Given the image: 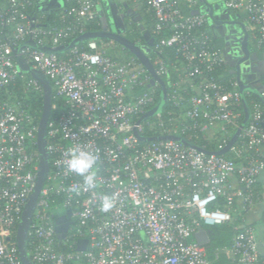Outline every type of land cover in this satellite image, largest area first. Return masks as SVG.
Segmentation results:
<instances>
[{
    "label": "built area",
    "instance_id": "obj_1",
    "mask_svg": "<svg viewBox=\"0 0 264 264\" xmlns=\"http://www.w3.org/2000/svg\"><path fill=\"white\" fill-rule=\"evenodd\" d=\"M144 1L153 17L154 48L173 47L183 72L167 89L164 114L163 106L140 120L156 103L159 84H149L151 74L136 57L114 59L97 40L63 54L20 50L64 105L47 121L49 171L32 214L28 254L35 264H213L195 233L236 220L230 245L219 252L235 264H264V111L259 103L250 106L249 120L227 151L233 157L173 139L140 140L135 132L217 135L212 151L220 150L239 126L243 105L236 80L228 88L216 77L222 51L207 31V16L192 13L199 0ZM35 2L0 5V264H21L15 232L38 167L32 149L38 122L1 97L21 75L13 48L29 38L64 44L97 17L94 0H63L60 24L46 26L27 13ZM224 5L243 16L264 51V0ZM152 64L159 76L167 72L163 60ZM25 88L42 92L34 78ZM80 149L98 156L95 188L66 168L71 151ZM105 196L113 203L108 211L101 210ZM67 210L69 227L59 239L55 219ZM81 239L84 249H78Z\"/></svg>",
    "mask_w": 264,
    "mask_h": 264
},
{
    "label": "water",
    "instance_id": "obj_2",
    "mask_svg": "<svg viewBox=\"0 0 264 264\" xmlns=\"http://www.w3.org/2000/svg\"><path fill=\"white\" fill-rule=\"evenodd\" d=\"M47 1L48 0H36V2L38 3L37 9L43 11V13L47 16L51 15L54 10L62 7L63 5V0H49V2ZM42 2L46 3L44 5H40ZM104 2L108 4L109 15L108 17H100L99 26L97 29L83 31L72 37L68 42L55 47L39 45L35 43L33 39L29 38L13 48L18 72L29 74L32 78L36 79L42 86V110L39 117L38 129L36 133V149L38 153V167L36 171V179L33 190L28 195V198L24 204L20 220L18 222L15 232V241L17 244L21 264H35L31 260L27 250L28 230L30 227L32 214L38 199V195L49 171V153L46 147V126L53 104V88L50 80L45 74H43L37 68L31 66L24 60L20 53V50L28 46L46 53L63 54L67 50L77 46L79 43L84 41H93L101 39L111 40L126 49L142 63V65L151 74V80L149 83L150 85L155 84L156 82L159 84V94L156 103L145 114H143L140 120L150 118L155 114L159 113L166 102L167 86L169 85V81L163 80L156 73L152 62L148 57V54L154 44V39L152 38L150 31L148 29H144V26L141 24L140 28L141 30H143L144 42L140 43L130 40L125 35L126 25H124V18L126 16L132 15L135 12L126 4H124V11H121L116 0H105ZM223 5L224 4L221 5L213 0H199L198 7L194 9L192 13H202L207 16V31L213 34L216 39L223 38V49L227 51L228 54L231 55V57H234L236 59L234 65L237 80L236 83L243 104V118L239 123V126L236 128V130L230 137L226 146L216 151L207 150L199 146L198 144L192 142L185 136L178 134L144 136L135 132L140 140L148 142L159 139H173L182 143L184 146L196 148L205 154H225L229 150V148L236 142L241 132V129L244 127V125L250 118L251 108L247 101L246 95L252 94L256 96L264 105V82H261L260 80V85L256 88L249 84V76L247 75V73H250L251 71L255 72L257 70L254 68L251 69V71L249 72L250 69L245 68L243 63L241 64L242 59H239L238 56L236 57L237 47H235L234 43L229 41L231 40L232 36H234V34H232L231 32L228 34V36L224 37V35L222 36L217 33L219 25L223 20H228V22H232L233 19V16H231L230 14L231 11L227 8L223 9ZM135 14L138 15V20L142 19V16L138 12H136ZM117 18L122 19L123 27L121 29L116 27ZM234 19L239 20L240 14L236 13ZM239 22L240 31L238 33L239 35H242V42L239 45L241 48V53L244 54L246 57L251 55V58L258 62V54L256 52H253L252 54L250 53L251 49L249 48V31L247 25L244 22H241L240 20ZM262 56L263 60L261 62L264 63V52ZM68 215H70V210H67L65 215H62L55 219V229L57 232V237L59 239L64 237L69 227L70 221L68 220ZM194 237L197 242L207 245V243L209 242V229L206 227L199 228L195 233ZM86 242L87 241L85 239L79 240L78 249H84Z\"/></svg>",
    "mask_w": 264,
    "mask_h": 264
},
{
    "label": "trees",
    "instance_id": "obj_3",
    "mask_svg": "<svg viewBox=\"0 0 264 264\" xmlns=\"http://www.w3.org/2000/svg\"><path fill=\"white\" fill-rule=\"evenodd\" d=\"M5 1L6 0H0V5L4 4ZM136 4L138 7V12H140V14L142 15L144 27L147 28L151 34V30L153 28V23H154L151 12L144 0L139 1ZM60 8L54 10L51 13V15L47 16L44 13L39 14L38 12H36L35 7L31 6L28 8L27 13L29 14L30 17L36 16L37 18H40L41 22L43 24H46V26H53L55 25V23L56 25L60 24V22L57 20L58 14L62 9ZM189 12H190L189 10H184V13L186 14ZM98 26H99V21H98V18L96 17L94 21H92L91 23H88L84 27V31L97 29ZM249 32L251 36L250 38L252 40L253 32L252 31H249ZM126 36L134 42H140V43L144 42L143 30H141L140 26L136 24H132V26L128 29ZM70 39H68L67 41H69ZM213 40L218 47H221L214 38ZM97 41L100 42V40H97ZM86 44H87V41H84V42L79 43L77 47L86 48ZM105 50H106V54L111 56L114 59L125 60L130 57H134L130 52H128L126 49H124L118 44L114 48H106ZM148 57L150 58L152 63L156 59H161L165 63L167 67V72L161 74L160 77L165 81H169V85L167 86L168 90L170 89V86L173 83L182 79L183 72L181 71V69H179V64L176 62L175 51L173 47H163L161 49H155L154 46H152V49L149 52ZM216 77L221 83L226 85L228 88L230 87L231 81L234 80L228 74L224 65H222L216 71ZM30 78L32 77L29 74L21 73V75H18L16 77V80L14 83L10 84L6 88L5 91H2L1 97L3 99L9 100L10 102L14 104H19L20 108L30 113L34 117L35 122L37 123L39 121V117H40L41 110H42V92L25 88V82L26 80ZM144 89H141L140 91ZM246 98L250 106H252L254 103H259L262 110L264 111V105L260 102V100L256 96L252 94H248L246 95ZM53 104L56 105V108L51 109L50 117L64 110V105H63L62 100L60 98H57L54 94H53ZM169 108H170V105H169V102L167 101L164 105L162 113L164 114L165 111ZM239 110L241 112V118L239 122H241L243 118V105L239 107ZM148 134L154 135V134H157V132L152 131V132H148ZM183 136H185L192 142L198 144L199 146L207 150H211V151L215 150V139L217 138V135H214L212 137H207L206 135H203V134L191 135L189 133H184ZM32 149L36 150V146H33ZM225 156L233 157L232 154L229 152L228 153L226 152ZM236 222L237 221L235 220L232 223H226V224L207 227L209 229V242L205 246H206L207 254L209 258L212 259L213 264H235L224 253L219 252V249L230 245L231 238L234 233L233 226L236 224ZM216 251H218V256L215 258Z\"/></svg>",
    "mask_w": 264,
    "mask_h": 264
},
{
    "label": "flooded vegetation",
    "instance_id": "obj_4",
    "mask_svg": "<svg viewBox=\"0 0 264 264\" xmlns=\"http://www.w3.org/2000/svg\"><path fill=\"white\" fill-rule=\"evenodd\" d=\"M218 2L219 4H224V0H213ZM223 9H226L225 5H223ZM133 10V9H132ZM124 11V10H123ZM135 13L138 12L137 10L135 11V9L133 10ZM133 13L130 16H126L124 18V25H126V33L125 35H127V31L128 29L132 26V24H136L138 26L141 27V22L138 20V15ZM231 16H233L232 22H228V20H223L220 25H219V29L217 30V33L219 35H224L228 36L229 33L232 32V34H234V36H232L231 40H229L230 42L235 44V47H237V55L239 59H242L241 64L243 63L245 68L250 69L249 72L251 71V69H256L257 71L255 72H250L247 73V75L249 76V84H251L252 86H254L255 88L258 87L259 81L261 80V82H264V63H262L261 61L263 60V50L260 49L258 46H256L254 44V42L251 40V36H250V32H249V48L251 49V54L253 52H256L259 56V61H255L251 58L250 56H245L244 54L241 53V48H240V44L242 42V35H239V31H240V22H244L242 16L240 15V19L239 20H235L234 16H235V12H230ZM116 22V21H115ZM245 23V22H244ZM246 24V23H245ZM116 27L121 29L123 27V23H122V19L117 18V22H116ZM249 31V30H248ZM211 34V33H210ZM211 36H213V38H215V36L213 34H211ZM217 43L221 46V51H222V57H223V65L226 69V71L228 72V74L234 78L236 80V73H235V58L231 57L230 54H228L227 51H225L223 49V44H224V40L223 38H219L216 39ZM100 42L103 44V46H105L106 48H114L117 46V44L111 40H106V39H101ZM238 60V59H237ZM237 81V80H236Z\"/></svg>",
    "mask_w": 264,
    "mask_h": 264
},
{
    "label": "clouds",
    "instance_id": "obj_5",
    "mask_svg": "<svg viewBox=\"0 0 264 264\" xmlns=\"http://www.w3.org/2000/svg\"><path fill=\"white\" fill-rule=\"evenodd\" d=\"M98 156L96 153L80 149L71 151L66 160V168L69 172L83 178V184L86 188H95L97 183L96 167ZM113 206L111 198L105 196L101 202V210L108 211Z\"/></svg>",
    "mask_w": 264,
    "mask_h": 264
},
{
    "label": "crops",
    "instance_id": "obj_6",
    "mask_svg": "<svg viewBox=\"0 0 264 264\" xmlns=\"http://www.w3.org/2000/svg\"><path fill=\"white\" fill-rule=\"evenodd\" d=\"M105 0H94L95 2V11H96V16L98 18V21H100V17H108L109 15V10H108V4L104 2ZM120 10L123 11L124 8V4H126L128 7L132 8L133 10L135 9V11H138V7L137 4L135 3L134 0H116ZM49 2V0L47 1ZM46 3V2H45ZM44 2H42L40 5H44ZM38 3L35 2L34 7L36 9V12H38L39 14H43V11L37 9ZM59 9V8H58ZM140 14V12H138ZM141 15V14H140ZM142 16V15H141ZM141 22V24L143 25V20H139ZM144 26V25H143ZM248 28V27H247ZM144 29H147L144 27ZM249 30V29H248ZM213 37V36H212ZM215 39V38H214ZM234 79V78H233ZM235 80V79H234ZM259 230V228H258Z\"/></svg>",
    "mask_w": 264,
    "mask_h": 264
},
{
    "label": "rangeland",
    "instance_id": "obj_7",
    "mask_svg": "<svg viewBox=\"0 0 264 264\" xmlns=\"http://www.w3.org/2000/svg\"><path fill=\"white\" fill-rule=\"evenodd\" d=\"M260 227V225H259V223H257V228H259Z\"/></svg>",
    "mask_w": 264,
    "mask_h": 264
}]
</instances>
